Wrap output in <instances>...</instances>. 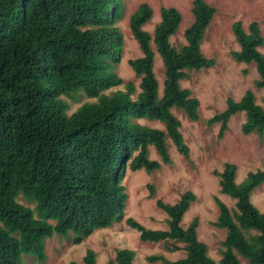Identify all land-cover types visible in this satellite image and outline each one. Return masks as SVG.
I'll return each instance as SVG.
<instances>
[{
	"label": "trees",
	"instance_id": "1",
	"mask_svg": "<svg viewBox=\"0 0 264 264\" xmlns=\"http://www.w3.org/2000/svg\"><path fill=\"white\" fill-rule=\"evenodd\" d=\"M190 13L192 22L183 32L185 44L176 49L168 38L177 30L180 14L172 7L159 8L153 44L164 71L160 97L149 35L141 28L151 10L142 3L129 16V32L141 52L127 60L140 77L132 100L130 82L124 90L104 93L122 83L114 72L122 50L116 26L122 14L119 0H0V264H23L24 256L42 261L44 240L53 232L64 238L70 235V242L77 244L94 229L121 219L124 169H157L158 162L147 157L148 145L168 162L165 135L179 153L188 155L170 108H179L195 120L197 100L178 82L186 77L185 69L214 65L199 47L214 9L203 0H192ZM231 30L238 50L230 51V57L253 63L254 86L264 89V53L259 51L264 42L257 23H249L244 32L235 21ZM78 92L95 100L66 114L67 104L60 96L73 98ZM237 111L244 113L242 133L264 135V107L255 103L250 90L238 101L227 99L225 109L210 121L221 122V133ZM140 118L163 123L165 132L140 125L136 122ZM217 175L219 191L234 201L231 209L216 200L214 225L225 230L219 259L206 256L205 245L196 237L195 220L185 228L179 225L194 199L186 191L174 203L156 200L166 216V230L147 229L130 217L125 219L141 241H170L167 251H184L176 260L150 255L147 261L238 264L241 257L246 264H264V212L249 202V194L264 182V170L250 172L235 183L234 164L224 163ZM18 195L33 208L19 203ZM82 264H96L93 250L86 249ZM108 264H134L133 253L115 249Z\"/></svg>",
	"mask_w": 264,
	"mask_h": 264
},
{
	"label": "rangeland",
	"instance_id": "2",
	"mask_svg": "<svg viewBox=\"0 0 264 264\" xmlns=\"http://www.w3.org/2000/svg\"><path fill=\"white\" fill-rule=\"evenodd\" d=\"M191 1L119 0L122 14L116 26L122 35V50L114 72L121 78L122 83L104 93L116 89L124 90L125 83L130 82L133 87L130 97L134 100L139 90L140 77L127 65L128 59L141 56L137 42L129 32L128 19L140 4L145 3L150 8L151 15L141 28L149 35L152 72L157 84V95L161 96L164 71L153 44V29L160 19L159 8L172 7L180 14L177 30L168 38L169 43L178 49L185 44L183 32L192 22ZM203 1L213 7L214 13L205 28L199 47L205 57L214 60V65L199 70L185 69L186 77L178 82L180 88L187 89L190 96L197 100L195 120L188 119L179 108H170V112L179 121V132L188 148V155L179 153L166 135L168 162L161 160L153 145H148V159L157 161L159 166L150 172L143 168L124 169L120 184L124 187L126 199L121 219L110 226L94 229L77 244L70 242V235L64 238L53 232L44 240L45 259L37 261L33 257L24 256L23 264H68L71 261L82 264L86 249L94 251L96 264H108L109 259L114 257V250L122 248L132 251L134 264H158L146 260V256L150 255H159L170 261L181 258L184 251H167L166 246L170 241H141L138 232L128 227L125 219L130 217L147 229L166 230V216L157 207L156 200L174 203L186 191L191 192L194 199L184 211L179 225L185 228L195 220L196 237L205 245L206 256L213 261L219 259L220 243L225 237V230L214 225L218 214L216 200L231 209L234 201L219 191L217 173L222 171L224 163H232L235 166L234 181L240 183L248 173L264 170V135L241 132L240 127L244 121L242 111L230 115L221 133V122H211L210 119L225 109L227 99L238 101L246 90L252 92L255 103L264 107L261 102L264 89L254 86L257 79L254 64L235 62L229 55L230 51L238 50L231 30V24L235 21L240 22L244 32H247L249 23L256 22L264 42V0ZM259 51L264 53V44ZM60 97L67 104L66 114L73 112L82 103L95 100L81 92L73 98ZM136 122L165 132L164 124L157 120L140 118ZM16 200L33 208V203L20 195ZM249 202L259 212H264V182L249 194ZM49 223L52 224L53 221L49 220ZM238 264H246L245 259L238 257Z\"/></svg>",
	"mask_w": 264,
	"mask_h": 264
}]
</instances>
